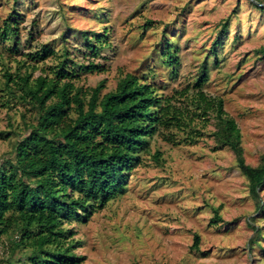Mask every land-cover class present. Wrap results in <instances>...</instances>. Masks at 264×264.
I'll return each mask as SVG.
<instances>
[{"label": "rangeland", "instance_id": "374dc122", "mask_svg": "<svg viewBox=\"0 0 264 264\" xmlns=\"http://www.w3.org/2000/svg\"><path fill=\"white\" fill-rule=\"evenodd\" d=\"M256 4V0H0V160L8 153L14 156L17 139L35 121L30 103L17 95L6 100L11 95L5 72H12L15 79L28 72L32 78L52 76L66 52L69 65L73 59L105 67L74 77L87 98L88 89L101 80L102 96L131 72L153 83L159 94L170 96L187 118L184 128L160 127L148 138L124 193L86 221L67 224L78 244L74 250L83 256L80 264H264V189L255 197L232 147L216 142L212 111L205 119L188 118L195 110L199 113L192 99L194 82L207 64L209 79L203 89L223 97L225 109L237 120L246 162L262 161L264 9ZM12 12L19 21L18 48L1 35ZM226 20L227 32L221 33ZM82 29L107 34L108 43L99 55L87 51ZM167 41L179 59L174 67L162 53ZM44 43L56 52L33 58ZM11 86L21 90L13 81ZM183 90L188 92L183 95ZM190 130L197 135L194 140L188 138ZM216 208L222 220L213 221ZM195 233L200 235L199 249L193 247ZM20 238L13 231L3 235L0 264H24L31 248L15 247Z\"/></svg>", "mask_w": 264, "mask_h": 264}, {"label": "trees", "instance_id": "16d2710c", "mask_svg": "<svg viewBox=\"0 0 264 264\" xmlns=\"http://www.w3.org/2000/svg\"><path fill=\"white\" fill-rule=\"evenodd\" d=\"M256 7L264 9L258 3ZM16 17L12 12L5 18L1 35L5 40H13V46L18 48ZM227 25L226 20L221 33L227 32ZM80 32L87 51L94 56L108 43L106 33L91 29ZM220 39H215L214 49ZM165 47V62L176 66V51L169 41ZM55 52L53 46L44 43L33 58L43 59ZM260 52L264 55V46ZM69 61L66 52L52 76L40 74L32 78V72H28L15 79L9 70L4 74L10 89L7 93L11 95L6 100L17 95L35 109V121L17 139L14 156L8 153L0 160V240L12 231L19 233L21 238L15 247L31 248L24 264H80L83 256L75 252L78 244L73 240L74 230L67 224L86 221L94 211L127 190L129 172L139 151L147 147L148 138L160 127L184 128L187 123L170 96L159 94L153 83L131 72L102 96L105 80H101L88 89L87 98V91L73 82L74 77L81 71L105 67L94 61L71 59L72 65ZM208 79V65L203 64L192 98L199 113L195 110L188 118L198 115L205 119L211 111L214 113L216 142L232 147L251 192L259 198L264 189V156L258 165L246 162L237 120L225 109L223 97L203 89ZM12 81L21 90H13ZM186 92L180 91L183 95ZM192 132L188 138L194 140L197 135ZM215 211L213 221L222 220L218 208ZM249 222L252 223L251 219ZM254 228L261 233L258 225ZM199 243L200 235L195 233L193 247L199 249Z\"/></svg>", "mask_w": 264, "mask_h": 264}, {"label": "water", "instance_id": "95a60500", "mask_svg": "<svg viewBox=\"0 0 264 264\" xmlns=\"http://www.w3.org/2000/svg\"><path fill=\"white\" fill-rule=\"evenodd\" d=\"M256 2H257L258 4H260V5H263V6H264V3H263V2H260V1H258V0H256Z\"/></svg>", "mask_w": 264, "mask_h": 264}]
</instances>
